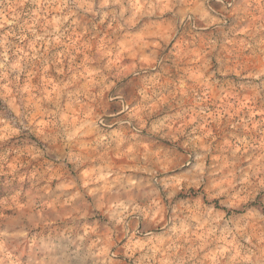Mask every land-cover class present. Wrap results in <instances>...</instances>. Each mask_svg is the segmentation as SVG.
I'll list each match as a JSON object with an SVG mask.
<instances>
[{"label":"clouds","instance_id":"obj_1","mask_svg":"<svg viewBox=\"0 0 264 264\" xmlns=\"http://www.w3.org/2000/svg\"><path fill=\"white\" fill-rule=\"evenodd\" d=\"M0 264H264V0H0Z\"/></svg>","mask_w":264,"mask_h":264}]
</instances>
